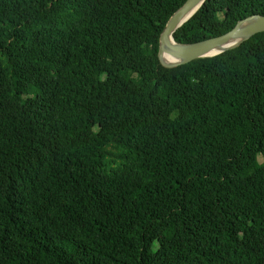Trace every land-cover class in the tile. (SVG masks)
<instances>
[{
  "label": "trees",
  "instance_id": "16d2710c",
  "mask_svg": "<svg viewBox=\"0 0 264 264\" xmlns=\"http://www.w3.org/2000/svg\"><path fill=\"white\" fill-rule=\"evenodd\" d=\"M186 1L0 0V264H264V33L168 68Z\"/></svg>",
  "mask_w": 264,
  "mask_h": 264
},
{
  "label": "water",
  "instance_id": "95a60500",
  "mask_svg": "<svg viewBox=\"0 0 264 264\" xmlns=\"http://www.w3.org/2000/svg\"><path fill=\"white\" fill-rule=\"evenodd\" d=\"M205 1L187 0L168 21L166 28L160 36V48L158 52L159 60L164 66L174 68L200 58L213 57L238 47L241 43L256 34L264 33V16L255 15L240 21L230 32L222 36L196 44H177L174 41L173 34L201 8ZM233 41H239V43L218 54L210 55L214 51L223 49Z\"/></svg>",
  "mask_w": 264,
  "mask_h": 264
},
{
  "label": "bare ground",
  "instance_id": "6f19581e",
  "mask_svg": "<svg viewBox=\"0 0 264 264\" xmlns=\"http://www.w3.org/2000/svg\"><path fill=\"white\" fill-rule=\"evenodd\" d=\"M192 14H193V13H192ZM192 14H191V15H192ZM189 16H190V15H189ZM187 19H188V18H187ZM238 43H239V41H233V42H231L229 45H227L226 47H224L223 49H220V50H218V51H214V52H212L210 55L218 54V53L222 52L223 50L229 49V48H231V47L237 45ZM165 60H168V59H165Z\"/></svg>",
  "mask_w": 264,
  "mask_h": 264
}]
</instances>
